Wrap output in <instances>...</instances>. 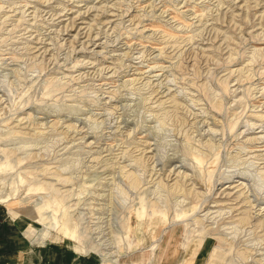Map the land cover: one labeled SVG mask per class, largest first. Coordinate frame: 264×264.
I'll return each mask as SVG.
<instances>
[{
  "label": "rangeland",
  "instance_id": "1",
  "mask_svg": "<svg viewBox=\"0 0 264 264\" xmlns=\"http://www.w3.org/2000/svg\"><path fill=\"white\" fill-rule=\"evenodd\" d=\"M264 264V0H0V264Z\"/></svg>",
  "mask_w": 264,
  "mask_h": 264
},
{
  "label": "bare ground",
  "instance_id": "2",
  "mask_svg": "<svg viewBox=\"0 0 264 264\" xmlns=\"http://www.w3.org/2000/svg\"><path fill=\"white\" fill-rule=\"evenodd\" d=\"M212 264H216V263L214 262V263H212Z\"/></svg>",
  "mask_w": 264,
  "mask_h": 264
}]
</instances>
